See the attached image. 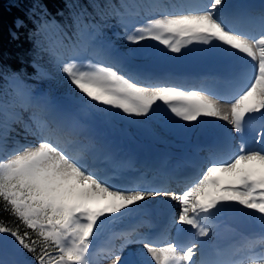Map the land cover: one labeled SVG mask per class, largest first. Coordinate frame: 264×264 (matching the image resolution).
I'll return each instance as SVG.
<instances>
[{
  "label": "snow or ice",
  "instance_id": "1",
  "mask_svg": "<svg viewBox=\"0 0 264 264\" xmlns=\"http://www.w3.org/2000/svg\"><path fill=\"white\" fill-rule=\"evenodd\" d=\"M110 16L120 18L131 47L119 52L100 45L103 58L93 63L81 62L73 43L71 54L57 60L69 83L70 113L15 81L0 87V202L19 221L11 226L0 219V264H92L94 241L106 226L158 196L179 202L175 239L137 228L113 233L104 246L111 264H264V253L238 261L196 258L214 220L229 213L258 221L264 245V7L253 13L230 0H87L73 23L83 18L81 36L91 46L97 43L92 30ZM136 17L143 21L138 26ZM185 52L210 65L197 82L133 66ZM117 113L153 132L160 124L179 135L207 137V154L181 194L100 166L87 130ZM215 120L226 125L209 123ZM15 125L34 142L9 148ZM134 244L142 248L125 255Z\"/></svg>",
  "mask_w": 264,
  "mask_h": 264
},
{
  "label": "bare ground",
  "instance_id": "2",
  "mask_svg": "<svg viewBox=\"0 0 264 264\" xmlns=\"http://www.w3.org/2000/svg\"><path fill=\"white\" fill-rule=\"evenodd\" d=\"M258 3H261V0L257 1ZM230 3H236V0H231ZM260 5H257L256 7H259ZM97 59V58H96ZM94 60V62L96 63L97 60ZM152 71V70H150ZM156 73H165V72H156ZM46 96L49 95L48 92L45 93ZM35 95V94H34ZM36 96H44L43 94H36ZM67 98H63V102L62 100L57 102V108L61 107L60 109L65 110V112H71L70 108V102H69V96H66ZM69 107V108H68ZM126 117V116H125ZM131 118V121L128 123H121L120 127H116L115 124L119 122V119L117 117H115L113 120H111L108 123H103V130H98L95 127H93V125L90 127V129L87 130V134L91 137V139L93 140V142H96L98 145H103L105 142V140L107 139V137H113V141H114V145L116 146V149L113 152V156H117L119 152L124 153L125 151H127L128 148H130V144L135 147L133 148L134 150L137 149L138 153L142 156L143 154H145L146 152H149L151 154L156 153L157 155H159L160 160H170L175 168H178L179 166L183 165V164H189L190 161V156H188L186 153L187 152H183L184 149H186L187 147H189L190 149H193L194 151L198 152L199 155H201L203 158L205 155L203 153H201L202 150H200L202 147H197L195 144L192 143V139L194 136V133L187 136V138L183 139L178 137L177 138V144L176 147H173L171 145L170 140H172L173 138H175L176 134L175 132L171 135L170 133L172 131H168L166 130L162 125L160 124H155V130L156 131H149L148 134H152V136L154 138L149 139L147 144H134L136 143V141L134 140V138H139L140 137V133L138 132V130L140 131L139 126H137V124L132 123V120L138 119V118ZM216 121H220V120H216ZM214 121H209V123H213ZM223 122V121H220ZM158 127H161V129H159ZM185 127H189V126H185ZM217 127H219L217 125ZM15 130L14 133H16L19 136V139L22 140L21 143L19 144H27V143H32L34 142V138L25 133L24 129H23V125H15L14 126ZM129 131V132H127ZM124 132L123 134H120ZM128 133V134H126ZM12 134V133H11ZM157 134H161V136L157 135ZM134 138H133V137ZM170 136L168 139H166L165 137ZM181 136V135H179ZM183 136V135H182ZM181 136V137H182ZM161 138H164V140H161ZM176 139V138H175ZM10 141L12 142V138L10 137ZM165 141V142H164ZM175 141V140H174ZM195 143V142H194ZM238 143V140H237ZM143 145H147V146H143ZM9 146H11L9 144ZM165 147H169L172 148V150H165ZM146 148V151L145 149ZM179 149V150H178ZM103 156V153L99 152L98 153V157ZM107 156V155H106ZM105 160L104 158H102V161ZM183 164H182V163ZM108 164V162H107ZM131 168L130 166H127L125 169ZM129 178V177H128ZM127 180V178H124ZM183 190V189H182ZM151 202V207L153 208H157L159 211H163L166 210L167 205L170 206V204H176L178 207V212H179V202L178 201H174L171 200L170 197L169 198H165L162 196H158V197H154L152 199L149 200ZM178 212H177V218H178ZM150 213V210H146L142 205L140 208L135 209L131 214L127 215L122 221H117V223L115 225H108L106 226L103 234L101 235V237L96 241V245L97 246H101L103 240L107 237V235H112L109 230L111 228H115V230H121L126 231L127 229L136 226V222L134 221V216L135 215H140V216H146ZM222 215L218 216L214 221H215V227H219L221 224L219 223V218ZM253 224V231L252 234H254L253 236L247 237V239H242V240H236L233 241L232 243H226V240H213V238L209 237L206 238L207 240V247L204 248V254L200 255L197 253V259L201 260L202 258H208L211 256L212 251L215 250L216 248H219V250L223 253L224 258L221 261H233L234 257L239 254V253H246L248 248H249V244L251 243L252 245L258 242V238L260 237V227H259V223L251 221ZM110 229H109V228ZM223 233H225V231L220 232V234L218 236H222ZM256 236V237H255ZM225 240V241H224ZM118 243V242H117ZM231 247H237L238 250L235 252H230L229 253V249H231ZM140 249L142 248L141 244H134L131 245L129 247L130 251L132 249ZM252 248V247H251ZM229 254V255H228ZM94 258V257H92ZM107 261H100V263H105ZM244 264H252V261L250 260H245Z\"/></svg>",
  "mask_w": 264,
  "mask_h": 264
},
{
  "label": "trees",
  "instance_id": "3",
  "mask_svg": "<svg viewBox=\"0 0 264 264\" xmlns=\"http://www.w3.org/2000/svg\"><path fill=\"white\" fill-rule=\"evenodd\" d=\"M86 8L87 0H0V81L17 72L34 76L32 61L37 50L57 44L62 24L75 32L84 21L82 17L73 21ZM2 209L0 202V219L5 224H19Z\"/></svg>",
  "mask_w": 264,
  "mask_h": 264
},
{
  "label": "rangeland",
  "instance_id": "4",
  "mask_svg": "<svg viewBox=\"0 0 264 264\" xmlns=\"http://www.w3.org/2000/svg\"><path fill=\"white\" fill-rule=\"evenodd\" d=\"M137 2H139V0H128V3L132 4V5H135ZM141 16H144V15L141 14ZM134 20H135L134 24H136V26H138L139 23L143 22L139 17L134 18ZM108 24L109 23L106 22L105 20L102 21L103 30H104L102 32H104L103 35H105V37L107 39H109L111 42H113L116 45L115 47H117V48L115 50H117L119 52H123L128 47H131V45H128L124 39V35H125L124 25L123 26L117 25L116 27H114V32L112 34H110L108 31H109L111 26ZM62 28L64 30L69 31V29L67 27H65L64 24H62ZM62 28H60V29H62ZM118 29H121L123 32L118 34ZM61 37H65V38L61 39ZM56 40H57L56 42L59 43V46L63 45V47H61V48L57 47L56 49H53L52 44H50L49 47L39 49L34 54L32 65L35 69V72H36L35 75L37 77L36 76H34V78L19 77V78H17V80L7 78L6 80H3L1 82L0 87L8 88L9 86H11L13 84V81H15L16 84L23 86V89H26V90H28L30 88L34 89L33 86L37 85L38 87H41L43 89L41 91L42 94H45L46 91H48V93H50L49 97L54 98L55 100H58V98L61 97L60 100H62V102H63V98H67L66 96H69V94H68L69 93V83H68L66 77L64 76V74H62L59 71L57 60H58V58H61V57H67V54H71V52L67 51L65 49L66 44H67V42H65L67 40L66 39V32L59 31V35L56 36ZM149 43H151V42H149ZM161 50L163 51L162 47H161ZM89 59L92 60V56L86 55L85 57L80 58L79 60L81 62H87V60H89ZM165 62L169 63L168 65H163L165 67L166 66H168L170 68L177 67V68H181L182 70H185V71L188 69H191L192 67L205 66L208 64V63L196 58L190 52H185L183 55H173L170 53H166L165 55L161 56L158 60H156L154 62L147 63V64H152V65L153 64H160L161 65V64H165ZM136 64L137 65H141V64L144 65L145 63L135 62L134 65H136ZM142 68H145V67H142ZM28 91H31L32 93L34 92L33 90H28ZM38 94H40V93H38ZM48 99L50 100V98H48ZM57 102L58 101L55 102V106L57 105ZM69 109H71V106ZM116 117L119 119V122L115 124V126L118 128L120 127L121 123H126L123 119H125L126 121L128 120L127 117L121 116L119 113H117ZM212 124H214V123H212ZM223 124L226 125V122H224ZM138 126L140 128V131L138 130V132L140 133V136L143 137L142 140H145L146 142H148V140L152 136V134H148L150 130L147 128L141 127L140 125H138ZM153 128L155 129L154 125H153ZM158 128L161 129V127H158ZM127 132H129V131H127ZM11 133H10V137L11 136L13 137V134H11ZM173 133L174 132H171L170 134L172 135ZM195 133H194V135H195ZM157 135L161 136V134H157ZM169 137L170 136H167L165 138L168 139ZM178 137H181V136L176 135L175 136L176 140ZM137 138H134V139H137ZM175 138H173V139H175ZM185 138H187V137H185ZM185 138H183V139H185ZM160 139L164 140V138H161V137H160ZM173 139L170 140V142L173 144V145L172 144L171 145L173 147H176L175 144H177V142L174 141ZM9 143L12 145L10 148L14 147L13 146L14 142L12 143L11 141H9ZM193 144H195V143H193ZM188 150H193V149H190L189 147H187L186 149L183 150V152H188ZM190 153H192V152L190 151ZM6 258L11 259L13 257L8 256ZM100 264H107V262L100 263Z\"/></svg>",
  "mask_w": 264,
  "mask_h": 264
}]
</instances>
